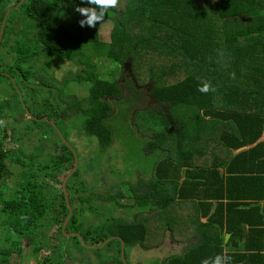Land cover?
<instances>
[{"label":"trees","instance_id":"trees-1","mask_svg":"<svg viewBox=\"0 0 264 264\" xmlns=\"http://www.w3.org/2000/svg\"><path fill=\"white\" fill-rule=\"evenodd\" d=\"M76 6L88 5L86 0H24L22 3L21 0H0V32L3 23L0 48L8 49L7 55L13 54L6 61L11 65L0 63V79L10 82V89L4 93L9 97L4 99L6 102H0L8 105V112H14L10 110L9 100H15L22 114H25L23 107L28 109V121L31 120L29 123L32 124L30 130L38 129L40 121L50 126L58 139L51 136L48 140L40 135L38 144L26 152L22 144L6 146L8 128L0 124V264H23L13 258L21 257L23 240L27 238L32 242L35 254L41 249L52 248L50 254L44 256L45 263L68 264L71 251L70 244H63L65 240L75 239L81 252L86 248L82 241L100 248L114 236L119 238L106 243V246L118 245L116 253L109 256L112 259L109 262L128 264L126 253V262L122 258V241L125 250L127 246L138 245L148 249L160 245L155 241L162 238L160 233L148 232L139 218L143 214L155 213L156 205L162 206L157 200L161 187L169 184L170 194L171 185L178 184L182 177L183 165L171 153L169 146L173 144L170 141H175V153L181 156L185 151L180 147L186 146L189 138H194L196 130L210 129L212 120L217 119V126L223 132L219 140L221 145L230 146V139L235 140L231 144L234 148L264 144L259 141L264 117L256 110L244 108L247 97L264 95V0H119L118 6L110 8L103 22L95 27L78 24L83 17L74 10ZM103 23L106 24L102 26L104 34L101 35ZM89 47L95 48V52L91 53ZM43 54L46 60L39 63L38 57ZM179 54L185 60L180 61L177 58ZM96 58L115 63L116 67L106 73L109 77H104L105 74L102 75L96 67ZM67 60L82 66L75 71L76 78H66L64 84L73 79L81 85L87 83L90 89H86V94L80 97L74 91L65 99L57 89H32L33 94L28 93L27 96L31 105L28 108L23 96L28 92L27 78L33 73L40 76L41 71L52 69L55 63L62 65ZM196 62L198 68L194 66ZM22 63L27 64L26 70L20 69ZM126 64L132 65L133 75L139 83L146 78L155 82L149 95L156 102L158 111L145 105L148 99L145 89H136L133 85L132 89H123L119 84L115 73L117 70L125 73ZM173 66L175 69L171 70ZM7 71L19 74L22 89L12 86L14 79ZM50 73L57 79L54 70ZM232 73H235V78H232ZM167 75L172 77V83L167 82ZM134 77L133 82L140 86ZM203 82H208L215 90L207 93L198 91ZM39 91L47 94L41 103L43 107L39 104ZM56 100L55 110L50 104ZM129 101L127 114H132L134 122L141 119L150 122L144 127V133L151 139L149 148H160L153 162L151 184L154 191L150 198L142 200L129 184L133 191L130 196H136L133 205L121 200L124 193H119L124 180L111 185L108 192H100L92 188L87 179H76L79 175L77 153L73 145L65 142L64 132L59 126V123L67 124L76 116H83V132L96 136L100 148L108 149L113 143V129L107 120L123 115L122 107ZM115 105L120 108L118 112ZM255 106L256 103L250 104L252 109H256ZM7 111L0 108V120L7 116ZM49 113L51 116H47ZM163 113L166 115L161 116ZM179 113L187 115H177ZM16 120L18 122L19 119ZM228 124L235 125L234 132H229ZM51 142L54 147L46 149ZM186 152L193 155L190 150L186 149ZM168 164H173L172 172ZM15 165L18 168L13 170ZM140 167L142 171L147 170ZM12 175L15 176L13 184L10 183ZM194 177L189 166L183 182L189 183ZM161 191L164 195V189ZM194 196L189 197L193 199ZM218 196L220 199L215 204L214 213L208 217L207 223L198 226L201 243L182 254L167 257L163 264H201L204 259L211 260L217 254L230 257L229 264H245L252 258V264H264V244H229L231 249H226L223 232L232 231L233 238H236L241 232L237 228L242 226L230 223V208H236L237 204L225 202L228 194ZM172 198L175 200L177 197ZM94 201L127 209L133 206L140 210V214L131 220L113 216L107 223L108 231L103 226L84 228L85 222L79 217L85 209L97 210L100 203L95 204ZM199 204L209 210L212 207V201ZM70 209L73 212L64 229ZM54 226L51 237L47 236L45 231ZM213 231L216 234L213 235ZM66 233L71 234L70 237ZM239 248L244 251H238ZM232 256L238 259L233 261ZM84 258L82 252L81 259Z\"/></svg>","mask_w":264,"mask_h":264},{"label":"rangeland","instance_id":"rangeland-1","mask_svg":"<svg viewBox=\"0 0 264 264\" xmlns=\"http://www.w3.org/2000/svg\"><path fill=\"white\" fill-rule=\"evenodd\" d=\"M203 6V4H202ZM74 7V6H73ZM70 21V19H68ZM104 24V23H103ZM101 25V35L104 34L103 27L104 25ZM212 25L210 27L212 28ZM103 26V27H102ZM26 31V30H25ZM27 34V31L25 32ZM29 33V32H28ZM32 40V38H31ZM33 41V40H32ZM33 47V46H30ZM29 47V48H30ZM91 53L95 52V48L89 47ZM8 49L6 48H0V56H3V58L0 59L1 64L11 65L10 63H6L7 59L13 57V54L7 55ZM260 52V48H259ZM46 55H40L38 57L39 63L45 62ZM177 58H179L180 61L185 60V57L182 55H178ZM102 59V58H100ZM99 58H96V67L99 69V71L105 75L104 77H109L108 71L111 68H115V63L111 62L110 60H100ZM58 63V62H57ZM127 65V64H126ZM193 65V64H189ZM201 65V64H200ZM82 65L77 64L75 61H64L62 62V65H55L53 64L52 69L47 68L46 71H41L39 74L40 76L34 75V73L31 75V77L27 78L29 81H27L28 86V92H24V101L26 102V106L28 108L31 107L30 102L27 101L28 93L33 94L31 91L32 89H57V93L62 96V98L65 97L67 99L70 94L76 91V95L78 96H84L86 93V89H90V85L87 83H82L81 85L78 80H70L68 81V84H64L66 78H72L76 74L75 71ZM127 71L122 74L121 70H117L115 73V77L117 80H119V84L122 86L123 89H132V85L135 86L136 89H145L146 95L148 96V99L146 101V106L152 110L158 111V107L156 106V102L152 97H150V91L154 89L155 82L151 78H146L144 81L136 80V78L133 75L132 65L131 67L127 65ZM197 68L199 65H197V62L195 65ZM26 70L27 64H21L20 69ZM159 68V67H157ZM175 67L173 66L171 70H174ZM51 70H54L56 73V78H53V75H51ZM70 70V71H69ZM80 70V69H79ZM8 74L12 76L14 79V84L12 85L15 87V89H22V85L19 82L21 77L19 78L15 71H7ZM6 72V73H7ZM135 78L136 81L140 84V86H136L133 82L132 78ZM38 80H35V79ZM106 79V78H104ZM110 79V78H109ZM35 80V81H34ZM147 80V81H146ZM167 82L172 83V77L170 75H167L166 77ZM60 81V83H59ZM40 84V85H39ZM81 85V86H80ZM33 87V88H31ZM3 88V89H2ZM5 89V90H4ZM8 89H10V82L9 80L0 79V101L6 102L4 99H8V95H5L4 93H7ZM4 90V92H3ZM2 94V95H1ZM40 101L39 104L41 106V103L43 100H46L47 94L45 92H40ZM5 95V96H4ZM64 96V97H63ZM11 103L10 110L7 111V104L0 102V108L5 112L7 111V116H4L0 121L3 122L7 126V137L5 140V144L7 147H16L19 144H22L21 147L24 151L28 152L32 149V147L35 144H38L40 135L43 138H47L50 140V137L52 136L57 139L56 133L52 130V128L48 125L41 124L39 121L38 129L36 130H30L29 127L32 125L29 123L31 120L28 121V109L23 107V111L25 114H22V110L17 106L15 103V100H9ZM130 101L123 105V115L116 116L114 118H109L107 120L108 125L113 129V143L108 149H101V145L99 142V139L90 134H86L82 130V125L84 123V117L83 116H76L72 120H70L67 124H60L59 126L61 128V131L64 133L62 136L64 137V140L69 145H73L74 149L77 153V161H78V172L79 175L76 177L79 181L87 179V183H90L89 185L92 187H95L100 192H108L111 185L117 184L118 182L126 179H132L133 178V172L137 166H143L144 168H148L152 165V163L157 159L159 153L158 149L155 150L153 148H149L148 144L151 141L149 138V135H146L144 133V127H147L150 122L144 121L141 119L139 122H134V118L131 114L129 116L128 112V105ZM55 110L57 109L58 101L56 100L55 103L51 101L50 104ZM15 106V107H14ZM25 106V105H24ZM43 107V106H41ZM25 108V110H24ZM115 108L117 112L120 110L118 106L115 105ZM44 108H42L43 110ZM191 109V108H190ZM193 110V109H192ZM180 112L183 110L180 109ZM195 111V110H193ZM49 112V111H48ZM185 112V111H184ZM127 114V116H126ZM166 114L163 113L161 116H165ZM180 116H186L187 114H177ZM47 116H51L49 113ZM150 116V115H148ZM19 119L17 122V118ZM48 119V118H43ZM151 119V116H150ZM40 131V133H39ZM24 135H23V134ZM62 133V132H61ZM44 135V136H43ZM158 146H161L160 142L157 143ZM48 146H46V149L51 150L53 146V142L48 143ZM18 166L15 165L13 167L14 169H17ZM88 171V172H87ZM15 176H11L10 183L13 184ZM14 178V179H13ZM78 182V181H77ZM88 186V185H87ZM89 186V187H90ZM106 188V189H105ZM95 204L100 203L97 201H94ZM104 203V202H103ZM102 201L97 206V210L92 211L90 209H85L82 212V215L79 217L80 221L85 222L84 228L88 227H99L103 226L105 227L104 230H107V223H110L112 217L115 214V206L112 203H104ZM56 226L52 227L47 232V236H50L53 234ZM51 237V236H50ZM70 237V236H69ZM64 238V237H62ZM63 244H70V251H71V257L68 259V264H114L113 262H109L112 259L109 256H112L114 253H116V247L117 244H113L112 246H106L102 244L100 248H97L95 250H92V247H88L87 245H94L89 243L82 244L86 247L85 249L81 250V247L78 245V242L75 241V239L71 238L70 240H65V243ZM161 245V244H160ZM157 245V246H160ZM157 246L150 247L149 249L143 248L141 246H133V247H126L125 253L127 255V263L128 264H162V260L165 258L163 256L157 255L158 249ZM23 252L21 257H15L13 260H17L23 264H35V262L41 261V264H47L45 263V257L46 255L50 254L52 248H46L41 249L37 254H35L32 250V242L30 239H24L23 240ZM143 248V249H142ZM162 249V248H161ZM82 252L85 255L84 259H81ZM135 252V255L130 253ZM99 257H97V255Z\"/></svg>","mask_w":264,"mask_h":264},{"label":"crops","instance_id":"crops-1","mask_svg":"<svg viewBox=\"0 0 264 264\" xmlns=\"http://www.w3.org/2000/svg\"><path fill=\"white\" fill-rule=\"evenodd\" d=\"M263 99L262 93L256 98L247 97L244 100V108L256 110L260 116L264 117ZM254 103L257 104L256 109L250 107V104ZM218 124L219 121L215 119L212 120L210 129L196 130L194 138H189V143L180 147L182 151H185L181 156L175 153L174 149L177 148L175 141H170V144H173L169 146L171 153L183 165L181 166L182 177L178 184L171 185L170 194H168L169 184L161 187L157 200L162 203V206L156 205L155 213L143 214V217L139 218V221L146 225L148 232L156 231L162 236L155 240L161 244L157 246V255L160 258L164 255L165 258L162 261L169 256L182 254L188 248L201 243V230H198V226L208 222V217L215 211V204L220 199L218 196L220 194H228V199L225 201L228 204H237L236 208H230V223L242 226L237 228L241 232L236 238H233L232 231L223 232V244H226V249H231L229 244H264V144L260 146L249 144L234 148L235 146L231 144L235 140L230 139L228 141L230 146H223L219 141L223 132H220ZM228 126L229 132L235 131V125L228 124ZM259 141L264 142V129ZM186 149L193 155L186 152ZM153 166L152 163L151 167L143 170L145 172L137 166L133 172V178L124 181L122 192L119 193H124L121 197L124 203L133 205L135 202L136 196L133 198L130 196L133 194L130 185L134 187V193L140 199L151 197L154 191L151 184ZM189 166L195 177L193 181L184 183L185 172ZM168 167L172 172L173 164H168ZM162 189H164V195H162ZM178 193L181 197H178ZM194 194L193 199H190L192 197L189 196ZM172 197L177 198L174 200ZM209 201H212L210 210L199 204V202ZM114 208L116 217L131 220L137 213L140 214V210L133 206L131 209L122 208L119 205ZM214 234H216L215 231H213ZM239 249L238 251H244L242 248ZM130 254L135 255V252ZM231 259L235 261L238 257L232 256ZM252 262L254 258L249 259L245 264H252Z\"/></svg>","mask_w":264,"mask_h":264},{"label":"clouds","instance_id":"clouds-1","mask_svg":"<svg viewBox=\"0 0 264 264\" xmlns=\"http://www.w3.org/2000/svg\"><path fill=\"white\" fill-rule=\"evenodd\" d=\"M88 6H76L75 11L79 13L83 18L78 21L81 27L87 25L88 27H95L97 24L103 22L107 11L110 8H116L119 4V0H86ZM232 78H235V73L231 74ZM208 82H203L198 88V91L207 93L214 91ZM3 122L0 121V124ZM230 257L225 254H217L211 260L204 259L201 264H229Z\"/></svg>","mask_w":264,"mask_h":264},{"label":"water","instance_id":"water-1","mask_svg":"<svg viewBox=\"0 0 264 264\" xmlns=\"http://www.w3.org/2000/svg\"><path fill=\"white\" fill-rule=\"evenodd\" d=\"M24 0H21V3L23 2ZM7 14H8V12H7ZM2 28H3V23H2V25H1V32L0 33H2ZM76 160H77V156H76ZM76 166H77V161H76ZM76 169V167L74 168V170ZM73 173V171L67 176V179L70 177V175ZM67 179L65 180V182H64V188H65V185H66V182H67ZM65 190H66V188H65ZM67 193V192H66ZM72 212H73V210L72 209H70V211H69V214H68V217H67V219H66V221H65V223H64V229H65V227L67 226V224H68V221H69V219H70V217H71V214H72ZM74 235H78V236H81L79 233H73ZM66 235L67 236H70L71 234H69V233H66ZM113 238H119L118 236H114V237H110L109 239H107L104 243H103V245H105L106 243H108L111 239H113ZM83 242V241H82ZM86 246V245H85ZM88 247H96V246H94V245H87ZM102 246V245H101ZM122 258H123V260L126 262V259H125V243L122 241Z\"/></svg>","mask_w":264,"mask_h":264},{"label":"flooded vegetation","instance_id":"flooded-vegetation-1","mask_svg":"<svg viewBox=\"0 0 264 264\" xmlns=\"http://www.w3.org/2000/svg\"><path fill=\"white\" fill-rule=\"evenodd\" d=\"M68 61V60H67Z\"/></svg>","mask_w":264,"mask_h":264}]
</instances>
